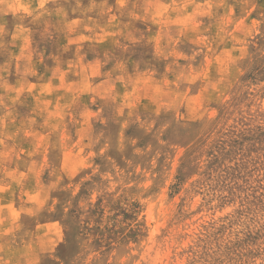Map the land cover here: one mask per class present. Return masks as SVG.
Here are the masks:
<instances>
[{"label":"rangeland","instance_id":"1","mask_svg":"<svg viewBox=\"0 0 264 264\" xmlns=\"http://www.w3.org/2000/svg\"><path fill=\"white\" fill-rule=\"evenodd\" d=\"M0 264H264V0H0Z\"/></svg>","mask_w":264,"mask_h":264},{"label":"clouds","instance_id":"2","mask_svg":"<svg viewBox=\"0 0 264 264\" xmlns=\"http://www.w3.org/2000/svg\"><path fill=\"white\" fill-rule=\"evenodd\" d=\"M118 2L121 4V6H124V4L126 3V0H118Z\"/></svg>","mask_w":264,"mask_h":264}]
</instances>
